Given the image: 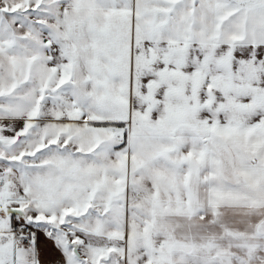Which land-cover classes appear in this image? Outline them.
Wrapping results in <instances>:
<instances>
[{"label": "snow or ice", "instance_id": "6c2138e0", "mask_svg": "<svg viewBox=\"0 0 264 264\" xmlns=\"http://www.w3.org/2000/svg\"><path fill=\"white\" fill-rule=\"evenodd\" d=\"M0 264H264V0H0Z\"/></svg>", "mask_w": 264, "mask_h": 264}]
</instances>
